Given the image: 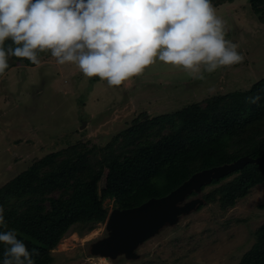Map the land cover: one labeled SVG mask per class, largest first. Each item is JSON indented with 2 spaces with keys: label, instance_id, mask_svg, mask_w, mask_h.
<instances>
[{
  "label": "rangeland",
  "instance_id": "obj_1",
  "mask_svg": "<svg viewBox=\"0 0 264 264\" xmlns=\"http://www.w3.org/2000/svg\"><path fill=\"white\" fill-rule=\"evenodd\" d=\"M214 9L224 22L225 38L238 46L244 59L203 71V79L157 58L139 76L110 87L98 77H85L73 62L58 64L51 50L39 54V66L9 56V68L0 74V188L46 154L63 153L78 143L88 149L108 146L136 119L244 92L264 78V24L248 0L224 2ZM103 184L101 179L99 191ZM217 186H208L199 197ZM103 206L108 217L115 204L105 199ZM106 219L90 230L71 227L51 250V264H240L254 244V231L264 223V182L232 205L205 203L181 217L139 245L134 260L91 255V243L106 236Z\"/></svg>",
  "mask_w": 264,
  "mask_h": 264
},
{
  "label": "trees",
  "instance_id": "obj_2",
  "mask_svg": "<svg viewBox=\"0 0 264 264\" xmlns=\"http://www.w3.org/2000/svg\"><path fill=\"white\" fill-rule=\"evenodd\" d=\"M233 1L211 4L216 8ZM248 4L264 24V0ZM10 44L9 39L3 46ZM256 96L260 99L251 103L249 98ZM243 156L264 159V78L244 92L217 95L145 121L136 119L108 146L88 149L78 143L63 153L46 154L0 188L7 225L0 226V232L15 230L30 252H39L31 257L34 264H51V250L71 227L90 230L105 221V199L113 200L114 209L133 208L165 196L194 173ZM263 182L264 165L247 164L203 186L202 191L218 185L202 199L229 206ZM253 234L254 244L240 264H264V223ZM5 248L0 243V264Z\"/></svg>",
  "mask_w": 264,
  "mask_h": 264
},
{
  "label": "clouds",
  "instance_id": "obj_3",
  "mask_svg": "<svg viewBox=\"0 0 264 264\" xmlns=\"http://www.w3.org/2000/svg\"><path fill=\"white\" fill-rule=\"evenodd\" d=\"M225 37L211 0H0V74L9 56L39 66V52L47 49L58 64L73 62L110 87L139 76L157 58L203 79V71L243 62ZM3 213L0 207L6 228ZM0 243L3 264H34L31 257L39 255L15 230L0 232Z\"/></svg>",
  "mask_w": 264,
  "mask_h": 264
},
{
  "label": "water",
  "instance_id": "obj_4",
  "mask_svg": "<svg viewBox=\"0 0 264 264\" xmlns=\"http://www.w3.org/2000/svg\"><path fill=\"white\" fill-rule=\"evenodd\" d=\"M84 126L82 123L80 129ZM247 164L264 165V159L243 156L231 163L194 173L165 196L150 198L133 208L111 210L105 222L106 236L91 243V255L111 260L120 256L127 260L137 259L135 250L139 245L205 204L199 197L203 186L241 170ZM192 193L195 196H191Z\"/></svg>",
  "mask_w": 264,
  "mask_h": 264
}]
</instances>
